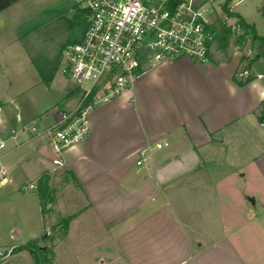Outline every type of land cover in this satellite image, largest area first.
Here are the masks:
<instances>
[{
  "label": "crops",
  "instance_id": "0c3cea01",
  "mask_svg": "<svg viewBox=\"0 0 264 264\" xmlns=\"http://www.w3.org/2000/svg\"><path fill=\"white\" fill-rule=\"evenodd\" d=\"M60 1L0 0V118H6L0 134L11 132L13 138L16 128L30 133L28 142L18 141L2 154L13 152L16 159L10 182L32 171L36 184L47 175L53 190L60 167L74 182L54 195L61 218L55 224L71 219L56 239L52 264H264V222L259 205L248 201L264 187V158L251 157L254 188L239 184L246 174L236 173L242 164L228 156L236 123L264 117V73L258 66L264 57L245 66L236 45L238 66L229 58L214 65L190 57L156 65L94 109L89 133L57 165L46 130L81 95L64 71L57 76L55 64L69 43L41 41L44 21L55 15L44 10ZM258 1L257 8L263 0ZM72 2L62 8L86 18L82 0L75 11ZM236 3L231 0L232 10L249 22ZM251 50L249 60L257 53ZM43 89L53 93L38 95ZM9 118L15 125L10 129ZM33 124L38 131L29 129ZM163 139L169 145L153 147L150 160L137 164L142 148ZM29 159L32 169L26 170ZM36 189L41 236L50 222Z\"/></svg>",
  "mask_w": 264,
  "mask_h": 264
},
{
  "label": "built area",
  "instance_id": "2783aa9c",
  "mask_svg": "<svg viewBox=\"0 0 264 264\" xmlns=\"http://www.w3.org/2000/svg\"><path fill=\"white\" fill-rule=\"evenodd\" d=\"M82 0L87 26L83 38L65 46L67 65L64 73L81 89L79 103L73 110L60 112L61 118L46 130L55 154L53 162L63 165L62 154L90 131V117L101 103L132 87L146 71L162 62L190 57L200 62L211 59L214 35L212 23L202 15L193 0ZM259 77L262 74H258ZM84 81H91L82 89ZM31 131H38L33 124ZM13 138L17 134L13 131ZM169 145L163 139L138 152L137 164L150 160L153 147ZM6 147L0 140V149ZM0 169V182L6 178ZM30 189L37 184H28Z\"/></svg>",
  "mask_w": 264,
  "mask_h": 264
},
{
  "label": "rangeland",
  "instance_id": "374dc122",
  "mask_svg": "<svg viewBox=\"0 0 264 264\" xmlns=\"http://www.w3.org/2000/svg\"><path fill=\"white\" fill-rule=\"evenodd\" d=\"M73 1V2H72ZM239 0H233V4ZM74 4L73 8L76 5H79L81 0H61L58 4L53 7H48L44 10V13L53 11L55 15L50 20H45L41 31L44 33V38L41 41H47L49 44H58L62 43H74L78 42L83 38L86 26L87 18L76 14L71 11V9L62 8L65 3ZM164 2V0H153L152 4L158 6ZM226 1L224 0H193V4L199 6V9L202 12V15L212 22L218 13L223 12V8ZM259 4L258 0H241L236 3V10L240 11L248 17L250 23H253L258 30V33L264 35V15L257 8ZM75 11V8H74ZM45 17V16H44ZM229 22L234 26L233 35L231 37L230 45L228 48L223 49L219 47L216 43L212 46V59L208 60L207 64H216L220 61L231 60L232 64L238 66L239 60L241 59V53L239 50L234 49L236 45H240V50L242 51V56H244L245 61L243 64L247 66L249 57L253 56L252 48L255 49L251 41L250 34L241 29L237 25V19L231 17L228 19ZM43 43V42H42ZM64 45L62 46V55L57 60L55 66L58 68V74L63 71V68L67 65V59L64 56ZM255 52L257 50L255 49ZM224 57L226 59H224ZM60 60V61H59ZM198 61V60H196ZM200 62V61H198ZM58 65V66H57ZM259 70L264 73V64H259ZM56 69V68H55ZM54 69V70H55ZM64 74V73H63ZM252 75L250 72H245L244 76ZM58 78L61 76L57 75ZM70 81L74 86L78 84L72 78ZM91 85V81H84L81 84L82 89H87ZM47 92L53 93L51 90L48 91L43 89L38 95H45ZM0 122L6 124V118H0ZM260 122L264 123V117L257 118L256 122L249 121L248 118H244L240 121L239 124L236 123L235 127L237 128L236 138L229 145L230 150L228 151L229 158L236 162L240 168L236 173H245L246 176L239 180L241 186L254 184L255 188V175L254 162L251 157L259 155L260 158H264V127L260 126ZM3 123H0L4 125ZM8 128L15 126L12 118L8 119ZM235 128V129H236ZM18 139L14 140L11 136V132L5 138H2L0 134V140H3L6 144V147L0 149V169L2 167L6 170L7 178L9 179L3 185H0V264H34L33 258L30 252L26 249L19 250V247L22 246L30 238H35L39 235L40 230L37 229V221L39 218V202L37 189H30L27 183L34 182V173L28 171V176L22 175L21 177H14L15 181L10 182V177L12 175L11 166L15 164L16 159L13 158V152L11 154L4 156L2 154H7L13 147L15 143L21 142L22 144L29 141L30 133L27 131L25 133L22 129L16 128ZM37 132H33L35 135ZM17 141V142H16ZM26 141V142H25ZM228 146V147H229ZM226 149H221L220 154L225 156ZM227 156V155H226ZM32 159L26 160L23 164V168L26 170L32 169ZM31 168V169H30ZM67 173L64 168L60 167L57 173V176L52 181L53 190L51 193L53 195L54 206V195L57 194L59 188H67L68 186L72 187L74 182L72 181L70 175ZM65 179V181H63ZM1 183V182H0ZM17 185V189L14 187ZM248 201L252 204V207H255L257 203L258 216L264 222V187L262 190L256 191L253 196L248 198ZM49 203L47 204V209L44 212L46 219L50 222L46 234L48 236L54 237V241L63 234L64 230L61 228V225L53 227L60 218V212L57 210V207L53 209L49 208ZM255 210V209H254ZM65 215V214H63ZM45 234V231H44ZM39 237V236H38ZM52 239L48 241H43L41 239L40 244H47L48 246L52 245ZM111 255L107 256L108 259ZM52 264V263H50Z\"/></svg>",
  "mask_w": 264,
  "mask_h": 264
},
{
  "label": "trees",
  "instance_id": "16d2710c",
  "mask_svg": "<svg viewBox=\"0 0 264 264\" xmlns=\"http://www.w3.org/2000/svg\"><path fill=\"white\" fill-rule=\"evenodd\" d=\"M230 2L231 0H226L223 12L216 15L215 19L209 25V29L214 35L215 43L219 47L226 49L230 45L231 37L234 32V26L229 22L228 19L231 17H235L237 19V25L250 34L251 41L255 46V49L257 50L256 55L247 63V66H250L259 57H264V35L258 34L253 23L248 22L244 17L235 13L232 10ZM258 9L264 15V0L262 1ZM242 59H245L244 56L242 57ZM37 188L39 191L40 204L44 213L47 209V204L53 202V195L50 190L49 177L47 175H44L39 179ZM70 219L71 217H66L62 219L59 224H54L53 227L55 228L57 227V225H61V228L65 232L68 228ZM41 239H43V241L52 239L53 243L50 246H48L47 244H40ZM54 246V237L48 236L45 231V234L33 238L27 243L20 246L19 250L26 249L30 251L34 258V264H50L54 261L55 258Z\"/></svg>",
  "mask_w": 264,
  "mask_h": 264
}]
</instances>
